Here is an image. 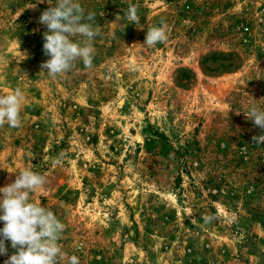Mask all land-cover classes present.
I'll return each mask as SVG.
<instances>
[{
  "label": "rangeland",
  "instance_id": "obj_1",
  "mask_svg": "<svg viewBox=\"0 0 264 264\" xmlns=\"http://www.w3.org/2000/svg\"><path fill=\"white\" fill-rule=\"evenodd\" d=\"M77 2L101 28L92 67L51 77L47 0H0V95L24 94L20 126L0 127V188L25 168L46 178L31 201L66 226L62 264H264V129L247 118L264 109L259 0Z\"/></svg>",
  "mask_w": 264,
  "mask_h": 264
},
{
  "label": "clouds",
  "instance_id": "obj_2",
  "mask_svg": "<svg viewBox=\"0 0 264 264\" xmlns=\"http://www.w3.org/2000/svg\"><path fill=\"white\" fill-rule=\"evenodd\" d=\"M47 3L49 7L41 13L39 23L48 29L43 33V52L50 59L41 68L55 77L69 73L77 62L92 67L93 42L101 31L98 24H93L96 14H85L77 0H47ZM126 15L132 23H139L140 16L135 6L130 5ZM165 28L163 25L150 28L144 43L153 47L165 42L168 38ZM23 99L24 94L19 88L7 95H0V127L5 123L13 128L20 126ZM248 111L247 118L264 129V109L252 105ZM252 139L256 144H262L264 134ZM61 159L56 157L51 163L59 165ZM45 183L43 175L25 168L17 174L14 182L0 188V221L4 222L0 228V255H7L6 240L15 249L4 264H62L67 255L58 243L65 224L51 210L31 201L33 190L43 188ZM211 219V216L205 217L206 222ZM67 264H80L79 258L72 255L68 257Z\"/></svg>",
  "mask_w": 264,
  "mask_h": 264
},
{
  "label": "built area",
  "instance_id": "obj_3",
  "mask_svg": "<svg viewBox=\"0 0 264 264\" xmlns=\"http://www.w3.org/2000/svg\"><path fill=\"white\" fill-rule=\"evenodd\" d=\"M259 5L262 6L261 11L264 14V0H259Z\"/></svg>",
  "mask_w": 264,
  "mask_h": 264
}]
</instances>
